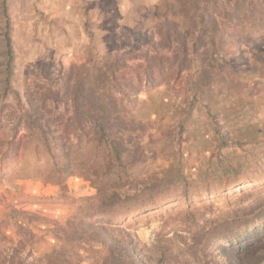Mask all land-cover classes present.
<instances>
[{
    "label": "rangeland",
    "instance_id": "374dc122",
    "mask_svg": "<svg viewBox=\"0 0 264 264\" xmlns=\"http://www.w3.org/2000/svg\"><path fill=\"white\" fill-rule=\"evenodd\" d=\"M188 2L0 0V131L7 133V119L29 109L33 97L60 105L63 94L57 92L77 79L83 66L94 63L90 69L104 71V64L116 58L113 79L125 94L139 87L136 78L142 77L130 100L141 124L132 137L142 140L144 151L132 167L130 185L144 189L161 179L179 181L177 190L163 192L168 199L135 219L88 227L98 244L81 252L79 264H95L100 244L116 250L114 258L120 260L126 251L134 264H264V222L226 241L199 244L193 238L211 230L212 217L228 204L264 195V0H197L196 21L208 17L205 9L211 16L216 11L217 26L210 33L217 57L205 59L206 46L188 45L186 50L198 53L193 67L175 83H165L170 79L167 21ZM95 75L90 71L92 79ZM223 171L238 181L229 189L228 203L224 193L193 202L182 198L183 190L192 196L204 189L203 178ZM6 175L0 179V251L23 247L36 259L51 254L58 244L56 225L84 221L88 214L82 201L96 195L95 186L78 174L64 189L15 179L12 165Z\"/></svg>",
    "mask_w": 264,
    "mask_h": 264
},
{
    "label": "trees",
    "instance_id": "16d2710c",
    "mask_svg": "<svg viewBox=\"0 0 264 264\" xmlns=\"http://www.w3.org/2000/svg\"><path fill=\"white\" fill-rule=\"evenodd\" d=\"M181 10L176 16L184 19L186 27L181 28L175 15L168 19L169 24L166 25L167 52L170 54L166 60V75L170 74V79L165 83H175L182 73L193 67L198 53L193 49L186 50V46H206L202 56L205 59L210 57L213 61L217 57L212 48L213 36L210 33V29L213 31L217 26L214 19L216 11L211 16L205 9L208 17L196 21L192 14L197 12V0H189L182 5ZM182 31L185 37L181 35ZM175 45L179 49H173ZM5 56L10 63L12 54L8 36L5 38ZM117 62L113 58L110 64L105 63L104 71L94 67L90 69L94 63H87L89 67L83 66L77 79L63 83L57 92L63 94L60 105L54 103V99L42 95L33 97V103L27 101L29 109L7 119V133L0 131V179L7 178L6 172L12 165V177L15 179L40 180L64 189L66 181L78 174L96 189L95 196L82 201L88 214L84 221L56 225V234L59 235H55V238L58 244L51 254L36 259L23 247L10 248L0 251V264H79L84 258L81 252L87 253L98 244L91 240L88 227L99 221L117 224L119 221L133 220L148 208L158 206L168 199L164 197V191L173 187L178 189L179 181L173 178L157 180L144 189L130 185L134 177L131 174L132 167L139 162L144 151L142 140L137 136L132 137L141 124L131 113L130 100L142 86V77L136 78L139 87H131L130 94H125L113 79ZM90 71L96 74L93 79ZM6 83H9L8 68ZM60 108L66 110L64 115L57 113ZM22 131L24 134L20 137ZM11 159L18 162L8 164ZM210 178L211 181H206ZM236 182L225 171L218 176L211 174L202 179L200 185L204 189H199L192 196L183 190L181 196L193 202L195 199L202 200L201 197L207 194L224 193L228 203L231 199L229 189ZM239 194L244 195L243 192ZM246 202L236 206L228 204L224 213L212 217L215 226L211 230L205 233L203 229L193 234L195 241L199 244L202 241H226L236 236L241 229L264 222V195L260 194ZM99 246L101 249L96 253L101 257H97L95 264H134L133 258L126 255V251L120 260L114 258L116 250L106 248L103 244Z\"/></svg>",
    "mask_w": 264,
    "mask_h": 264
}]
</instances>
